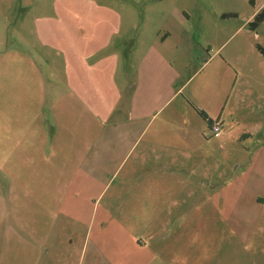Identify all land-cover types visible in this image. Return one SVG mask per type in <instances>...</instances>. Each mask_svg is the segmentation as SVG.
<instances>
[{
  "label": "rangeland",
  "instance_id": "374dc122",
  "mask_svg": "<svg viewBox=\"0 0 264 264\" xmlns=\"http://www.w3.org/2000/svg\"><path fill=\"white\" fill-rule=\"evenodd\" d=\"M177 7L186 8L192 17L183 37L194 38L197 43L183 54V72L188 79L192 77L185 95L213 67V64L202 67L203 60L208 58L206 37L210 30L196 28L199 20L204 16L206 24H210L213 15L207 12L238 14L236 18L220 21L219 44L228 42L219 54L235 57L230 60L232 69L241 64L249 75L252 95L245 105L255 113L250 121L238 115L228 141L221 142V148L218 144L214 147L212 178L216 188L222 190L221 215L204 222L195 213L180 222V208H168L172 214L167 223L133 221L134 203L120 207L119 186L125 182L126 171L133 165L136 154L114 178L116 169L95 176L104 186L109 183L105 189L100 187L101 183L89 184L94 175L85 174L61 176V180L52 176L46 180V190L38 189L43 178L37 173L39 159H25V147L21 145L26 106L43 107L36 123L29 128L31 141L44 135L64 137L87 133L79 123L81 111L78 110L74 119L65 109L71 96L65 90L63 77L65 54L58 45L74 38L91 39L108 44L107 47L110 44L104 50L95 47L94 56L130 54L137 37L149 43L155 41L161 13L173 12ZM260 8H264V0H259L256 7L249 0H166L164 3L159 0H0V189L10 190L3 192L8 200L5 208H1L0 200V233H7L9 246L42 254L40 248L44 242L43 264H73L85 248L88 253L91 249L134 248V240L139 243L143 238L156 254L168 250L169 255H159L166 264H264V204H258V198L264 199V99L260 96L264 92V55L257 49V45L264 48V22L255 30L250 27L239 30ZM25 71H39L43 75L40 92L44 94L25 87L22 79ZM238 94L236 91L237 98ZM226 134L225 130L223 138ZM223 138L209 137L219 141ZM32 150L36 151V146ZM8 157L11 162H7ZM19 181L29 183V187L17 190L15 195L12 189ZM210 191L205 188V192ZM191 208L194 211L195 207ZM16 231L22 235L17 236ZM1 236L0 250H3L1 243L8 240ZM1 255L0 264H6V257L3 259ZM121 257L132 258L133 251L124 252Z\"/></svg>",
  "mask_w": 264,
  "mask_h": 264
},
{
  "label": "crops",
  "instance_id": "0c3cea01",
  "mask_svg": "<svg viewBox=\"0 0 264 264\" xmlns=\"http://www.w3.org/2000/svg\"><path fill=\"white\" fill-rule=\"evenodd\" d=\"M159 1L164 3L166 0ZM260 10L239 30L249 27L248 24ZM229 13L234 12H207L213 15L209 19L210 24H206L203 16L199 20L200 25L196 26L210 30L206 37L208 58L203 60L202 67L212 64L213 67L189 95H185L184 91L192 77L188 79L183 72V54L185 49L197 43L194 38L183 37V30L192 20L184 7L161 13L157 39L149 43L137 37L130 54L94 56L95 47L104 50L110 44L107 47L108 44L91 39L74 38L58 45L65 54L63 79L66 80L65 90L71 96L65 109L70 116L73 114L74 119L78 116V110L81 111L79 123L87 133L64 137L44 135L41 138L33 137L31 141L29 128L36 123L37 114L43 107L40 104L26 106L21 145L25 147V159H39L37 173L39 178H43L42 183H38V189L46 190V180L52 176L61 180V176L73 174L94 175L89 184L101 183L100 187H103L102 180L95 176L110 174L116 169L114 178L136 154L133 165L126 171L125 182L119 186L120 207L134 203L136 219L133 221L167 223L168 216L172 214L168 208H180V222L187 221L185 219L195 213L204 222L214 220L216 214L221 215L222 190L219 186L216 188L215 178H212L215 173V169L212 170L215 158L213 150L217 144L221 148V142L228 141L238 115L242 116V120L250 121L255 113L254 109L245 105L252 95L247 80L249 75L240 67L241 64L233 70L230 60L235 57L219 54L228 42L219 44L222 32L220 21L233 19L222 17ZM214 46L217 48L215 51ZM22 79L25 87L34 89L37 94H44L40 92L43 75L39 71H25ZM239 86L242 89L239 90ZM236 91L239 92L238 98ZM260 96L264 99L263 91ZM240 105L243 108L240 109ZM200 112H204L210 120H221L223 132L218 138H223L225 130L226 138L221 141L209 139L212 133ZM245 135L248 136V132L245 131ZM34 146L36 151H30ZM30 152L36 155L32 157ZM8 160L12 161L9 157ZM8 171L13 175L12 169ZM217 178H220V172ZM20 181L16 187L13 186L15 195L17 190L29 187V183ZM69 185L73 183H67ZM205 188L211 191L205 192ZM8 191L0 189L1 208H5L8 201L3 192ZM260 203L264 204L263 198H258ZM191 206L195 207L194 211ZM212 206H218L217 212L210 209ZM20 214L26 217L24 213ZM16 232L17 236L22 235ZM0 235L8 240L2 241L3 250H0L3 259L6 257V264H43L42 255L46 254L42 247L46 246L44 242L40 248L44 253L37 254L34 250L9 246L11 243L7 233ZM39 236L45 237L43 233H39ZM136 241L134 248L91 249L89 253L85 248L79 260L76 258L73 264H166L159 255H169L167 249L162 254H156L146 241L143 242V238L139 243ZM29 245L34 246L31 242ZM131 251L132 258L121 257L124 252Z\"/></svg>",
  "mask_w": 264,
  "mask_h": 264
},
{
  "label": "trees",
  "instance_id": "16d2710c",
  "mask_svg": "<svg viewBox=\"0 0 264 264\" xmlns=\"http://www.w3.org/2000/svg\"><path fill=\"white\" fill-rule=\"evenodd\" d=\"M259 0H249V4L252 7H256L257 2ZM223 18H236L238 17L237 13H229V14H223ZM264 22V8H262L254 17L253 21H251L248 25L251 29L255 30L257 27ZM258 50L264 55V48L261 45H257ZM200 115L208 122V126L211 129V126L213 124V120H210L208 116L204 112H200ZM215 121V120H214Z\"/></svg>",
  "mask_w": 264,
  "mask_h": 264
},
{
  "label": "built area",
  "instance_id": "2783aa9c",
  "mask_svg": "<svg viewBox=\"0 0 264 264\" xmlns=\"http://www.w3.org/2000/svg\"><path fill=\"white\" fill-rule=\"evenodd\" d=\"M223 122L219 119L213 121V124L211 126V133L215 138H218L222 135L223 132Z\"/></svg>",
  "mask_w": 264,
  "mask_h": 264
}]
</instances>
